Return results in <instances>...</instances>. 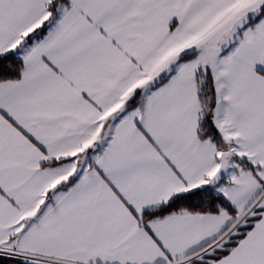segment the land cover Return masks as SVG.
I'll return each mask as SVG.
<instances>
[{"label":"snow or ice","instance_id":"snow-or-ice-1","mask_svg":"<svg viewBox=\"0 0 264 264\" xmlns=\"http://www.w3.org/2000/svg\"><path fill=\"white\" fill-rule=\"evenodd\" d=\"M0 264H264V0H0Z\"/></svg>","mask_w":264,"mask_h":264}]
</instances>
